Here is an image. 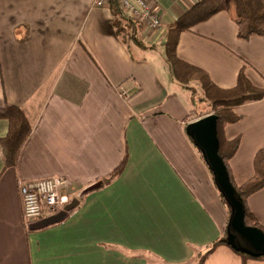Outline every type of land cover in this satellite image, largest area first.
Returning a JSON list of instances; mask_svg holds the SVG:
<instances>
[{"label": "crops", "instance_id": "obj_1", "mask_svg": "<svg viewBox=\"0 0 264 264\" xmlns=\"http://www.w3.org/2000/svg\"><path fill=\"white\" fill-rule=\"evenodd\" d=\"M201 1L147 0L162 28L142 29L147 48L133 53L95 0H0V109L21 108L32 126L15 167L0 146V264H198L226 237L230 213L186 131L204 117L192 118L196 97L165 52L170 28ZM177 55L220 89L236 87L244 71L264 90V38L240 40L227 11L183 32ZM235 113L242 120L224 135L240 139L230 169L242 186L264 149V99ZM8 130L0 119V139ZM47 178L66 180L72 202L64 221L33 230L18 182ZM248 207L264 227V189ZM205 264L264 260L221 245Z\"/></svg>", "mask_w": 264, "mask_h": 264}, {"label": "trees", "instance_id": "obj_2", "mask_svg": "<svg viewBox=\"0 0 264 264\" xmlns=\"http://www.w3.org/2000/svg\"><path fill=\"white\" fill-rule=\"evenodd\" d=\"M109 8L114 18L113 26L117 35L120 36V28H117L118 26L128 35L135 46L146 49L147 46L139 39L140 33L144 28L122 13L117 0H110ZM224 11L229 12L236 23L240 40L249 41L253 38H264V3L261 0H202L170 28L165 43L166 59L175 80L190 91L191 95L196 97V100L199 99L197 101L199 105H204L209 109V113H204L199 118L211 114L217 117V133L220 143L219 155L228 170L230 181L236 190L237 197L244 205L245 224L248 227L258 228L264 232V227L254 217L248 207V199L264 189V149L260 150L255 156L254 177L244 185L237 186L230 169V162L239 149L240 139L228 141L224 135L227 126L242 120V117L235 113V109L263 100L264 90L253 86L245 76L244 71L240 73L236 87L220 89L213 84L205 71L183 62L177 55L179 38L183 32L190 31L194 26L206 22ZM0 119L7 120L9 123L8 134L3 139H0L4 162L6 167H15L21 150L32 133V126L24 111L15 106L0 109ZM124 167L125 162L102 181V186L109 184L120 176ZM220 197L229 213H231L221 193ZM227 237L228 231L226 237L214 243L204 254L200 255L198 264H205L207 258L221 245H227L232 248L226 241ZM233 250L245 260H264V257H252L247 253Z\"/></svg>", "mask_w": 264, "mask_h": 264}, {"label": "water", "instance_id": "obj_3", "mask_svg": "<svg viewBox=\"0 0 264 264\" xmlns=\"http://www.w3.org/2000/svg\"><path fill=\"white\" fill-rule=\"evenodd\" d=\"M187 134L202 154L204 161L210 169L214 182L222 194L226 204L231 210L228 224L227 243L239 252L247 253L252 257H264V232L258 228L248 227L245 224V209L243 203L238 199L236 190L232 185L228 170L219 155L220 143L217 133V117L213 114L199 119L187 125ZM101 187V184L90 187L85 191L87 194ZM68 210L44 219L36 223L32 229L38 230L58 224L67 217ZM235 233L246 247L235 243Z\"/></svg>", "mask_w": 264, "mask_h": 264}, {"label": "built area", "instance_id": "obj_4", "mask_svg": "<svg viewBox=\"0 0 264 264\" xmlns=\"http://www.w3.org/2000/svg\"><path fill=\"white\" fill-rule=\"evenodd\" d=\"M122 13L145 29L162 28L160 17L152 10L147 0H117ZM96 8H108L110 0H95ZM122 97L128 92L122 90ZM22 199L23 218L29 228L33 224L53 217L67 209L72 200L69 194L71 185L61 178H47L36 181L18 182Z\"/></svg>", "mask_w": 264, "mask_h": 264}, {"label": "rangeland", "instance_id": "obj_5", "mask_svg": "<svg viewBox=\"0 0 264 264\" xmlns=\"http://www.w3.org/2000/svg\"><path fill=\"white\" fill-rule=\"evenodd\" d=\"M117 28H120V38L122 39V41L126 44V46L134 53V51H135V49H136V46H135V44L134 43H132L131 42V40L129 39V37H128V35L124 32V31H122L121 30V27H118L117 26ZM199 99H197L196 101H198ZM196 101L194 100V102H193V104H194V114L192 115V118L193 119H198V117L200 116V115H202V114H204V113H209V109L208 108H206V106H204V105H197V103H196ZM195 105H196V107H195ZM208 109V110H207ZM192 123V122H191ZM230 216H231V213H230ZM231 233L234 235V237H235V243H236V245H238V246H244V247H246V245L244 244V242L241 240V239H239L238 238V236L235 234V233H233L232 231H231Z\"/></svg>", "mask_w": 264, "mask_h": 264}]
</instances>
